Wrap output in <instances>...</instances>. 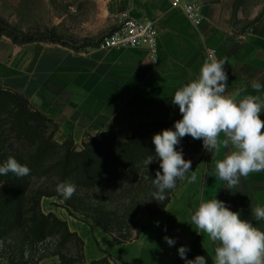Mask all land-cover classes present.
Masks as SVG:
<instances>
[{
  "label": "crops",
  "instance_id": "obj_1",
  "mask_svg": "<svg viewBox=\"0 0 264 264\" xmlns=\"http://www.w3.org/2000/svg\"><path fill=\"white\" fill-rule=\"evenodd\" d=\"M186 2L200 6V26L192 24L182 9H173L170 0L108 2L113 29L125 18L156 22L161 31L156 63L145 51L97 48L75 53L43 43L18 46L0 37V89L24 96L35 110L53 120L59 126L56 142L72 138L78 147L88 132H118L129 137L144 121L175 123L181 119L172 98L176 90L199 75L208 59L206 50L215 52L214 59L227 61V95H236L237 100L247 95L264 100V5L250 20L251 26L238 36L235 17L242 0ZM254 82L261 85L259 92L253 89ZM228 151L222 145L214 151L207 178L209 151L199 156L191 165L197 181H180L166 212L156 218L144 217L145 232L128 244L117 245L95 224L71 216L57 200L44 199L43 211L55 214L79 236L88 262L109 255L111 264H185L178 248L187 246V259L202 255L207 264H213L215 245L206 234L197 233L190 219L200 202L216 198L248 220H253L252 209L264 207V172L241 177L239 185L229 190L219 179L215 164ZM253 223L264 230V221ZM165 236L175 244L169 246ZM42 264L61 263L53 258Z\"/></svg>",
  "mask_w": 264,
  "mask_h": 264
},
{
  "label": "trees",
  "instance_id": "obj_2",
  "mask_svg": "<svg viewBox=\"0 0 264 264\" xmlns=\"http://www.w3.org/2000/svg\"><path fill=\"white\" fill-rule=\"evenodd\" d=\"M0 37L18 46L43 43L75 53L97 49L100 44L83 43L76 48L61 41L54 31L20 32L2 20ZM168 128L174 130V123L147 120L137 125L129 137L118 132H88L81 147L72 138L60 144L55 140L59 126L53 120L35 110L24 96L0 89V163L13 157L31 170L22 178L12 173L0 175V262L41 264L57 258L61 264H111L109 255L88 262L83 241L55 214H45L42 201L58 200L71 216L92 222L117 245L135 241L146 230L139 223L141 216L156 218L164 214L180 185L178 180L177 186L165 193V201L153 199L156 188L152 180L160 170V162L152 137ZM181 149L191 157V165L194 158L207 151L202 140L187 135L176 146L177 151ZM149 156L153 163L147 168L143 162ZM213 158L214 152H209L206 178ZM59 182L76 185L70 199L56 192Z\"/></svg>",
  "mask_w": 264,
  "mask_h": 264
},
{
  "label": "clouds",
  "instance_id": "obj_3",
  "mask_svg": "<svg viewBox=\"0 0 264 264\" xmlns=\"http://www.w3.org/2000/svg\"><path fill=\"white\" fill-rule=\"evenodd\" d=\"M226 63V60L206 59L199 75L175 91L171 102L178 106L182 118L175 121L174 130L164 129L152 137L156 160L160 162V170L152 180L156 188L154 200L165 201V193L174 189L178 180H187L189 184L197 181L191 161L183 158L182 149L176 150L186 135L202 140L204 149L212 154L221 145L230 149L215 164L218 177L227 183L228 190L237 187L241 177L264 172V120L261 119L264 100L253 95L237 100L236 95H227ZM252 87L257 92L261 89L258 82ZM143 163L148 168L153 158L149 156ZM30 171L13 157L0 163V175L12 173L22 178ZM55 190L67 200L76 192V185L59 182ZM251 211L253 220L264 221V207L256 206ZM190 219L197 233L206 234L215 245L213 264H264V230L253 220L241 218L240 212L230 210L225 202L216 198L202 201ZM164 239L169 246L175 244L173 238ZM188 251L187 246L178 248L185 264H207L202 255L187 259Z\"/></svg>",
  "mask_w": 264,
  "mask_h": 264
},
{
  "label": "rangeland",
  "instance_id": "obj_4",
  "mask_svg": "<svg viewBox=\"0 0 264 264\" xmlns=\"http://www.w3.org/2000/svg\"><path fill=\"white\" fill-rule=\"evenodd\" d=\"M108 2L109 0H0V20L20 32L29 29L54 31L61 41L79 48L83 43L100 42L115 29ZM263 5L264 0H242L235 17V29L241 30L247 26ZM183 158L191 159L184 154ZM43 201L42 210L45 206ZM144 217L148 215L141 216L139 223L142 226Z\"/></svg>",
  "mask_w": 264,
  "mask_h": 264
},
{
  "label": "built area",
  "instance_id": "obj_5",
  "mask_svg": "<svg viewBox=\"0 0 264 264\" xmlns=\"http://www.w3.org/2000/svg\"><path fill=\"white\" fill-rule=\"evenodd\" d=\"M173 9H182L187 19L195 26H200L202 16L200 6L186 2V0H170ZM160 29L150 18H125L116 29L105 36L99 44V49L145 51L149 58L156 63L158 59V40ZM206 56L215 58V52L205 51Z\"/></svg>",
  "mask_w": 264,
  "mask_h": 264
}]
</instances>
